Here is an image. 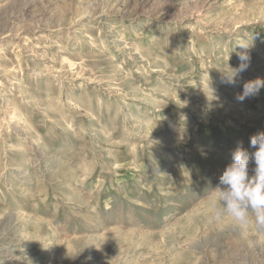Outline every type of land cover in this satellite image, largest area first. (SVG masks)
Here are the masks:
<instances>
[{"label":"rangeland","instance_id":"374dc122","mask_svg":"<svg viewBox=\"0 0 264 264\" xmlns=\"http://www.w3.org/2000/svg\"><path fill=\"white\" fill-rule=\"evenodd\" d=\"M257 78L264 0H0V264H264L209 222Z\"/></svg>","mask_w":264,"mask_h":264},{"label":"clouds","instance_id":"9594fccd","mask_svg":"<svg viewBox=\"0 0 264 264\" xmlns=\"http://www.w3.org/2000/svg\"><path fill=\"white\" fill-rule=\"evenodd\" d=\"M235 47L245 49L237 53L241 61L239 67L229 68V73L222 72V83L235 85L236 77L247 70L250 56L247 54L249 45L239 42ZM264 88V80L259 78L248 81L243 85L242 94L236 99L243 102L246 98L258 95ZM250 154L239 142L232 153V163L229 164L219 177V184L212 190L215 198L210 202L209 222H222L230 218L238 228L247 229L249 226L264 234V132L250 137ZM255 164L253 175L249 176V164Z\"/></svg>","mask_w":264,"mask_h":264}]
</instances>
